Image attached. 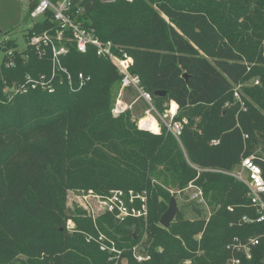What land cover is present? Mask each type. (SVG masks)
<instances>
[{
  "label": "trees",
  "instance_id": "1",
  "mask_svg": "<svg viewBox=\"0 0 264 264\" xmlns=\"http://www.w3.org/2000/svg\"><path fill=\"white\" fill-rule=\"evenodd\" d=\"M80 7L102 40L133 57L130 73L158 112L170 102L179 106L175 120L187 119L181 143L164 126L161 134L138 131L130 111L113 116L111 90L121 75L93 49L84 54L70 45L62 59L73 75L91 77L82 90L65 83L53 93L31 90L8 99L6 85L49 74L51 62L30 46L21 52L15 42L5 43L3 50H15L16 64L0 75V264H114L100 249L101 235L124 250V264H227L228 244L264 232V223L242 222L255 216L243 183L201 172L195 183L210 197L209 222L193 203L194 218L181 209L169 229L160 220L172 198L168 188L198 177L193 165L234 171L243 157L264 152V0H82ZM50 26L37 24L26 38ZM257 77L262 85L244 90L247 112L238 114L235 104L225 108L234 85ZM70 189L147 192L149 217L119 222L102 216L94 224L68 207ZM146 232L151 248L142 253L151 259L139 263L132 249ZM263 259L264 238L242 263Z\"/></svg>",
  "mask_w": 264,
  "mask_h": 264
},
{
  "label": "built area",
  "instance_id": "2",
  "mask_svg": "<svg viewBox=\"0 0 264 264\" xmlns=\"http://www.w3.org/2000/svg\"><path fill=\"white\" fill-rule=\"evenodd\" d=\"M132 2L133 0H125ZM82 0H31L29 6V15L35 20L33 26L49 22L52 24L48 29L37 33L34 32L27 38L28 46H30L39 55L40 58L50 56L51 71L49 74H41L38 77L27 75L24 84H14L12 87L6 85L4 90L8 99L14 98L18 94H27L31 90H42L44 92L53 93L57 84L67 83L71 91L82 90L90 82L91 77L84 73L73 75L66 67L63 66V57L70 50V45L74 46L80 53H87L89 49H93L95 54L100 58L109 60L121 75L122 87H130L134 89L139 97H136L130 104H125L112 110L114 117L121 116L125 109H132L139 100L147 104L148 110L143 117L154 114L165 121L163 125L167 132L171 133L180 143L183 126L175 120L179 106L174 102H170L167 110L163 114L158 112L154 105L153 96L146 92L140 85V78L130 73L134 66V59L130 56L123 46L114 44L112 41H104L98 35L94 28L87 24L84 18L85 10L80 7ZM264 56V50H263ZM15 50H6L3 59L0 62V75L2 69H10L15 67ZM262 80L260 77L251 78L247 81L234 85L232 94L233 101L227 102L225 108H230L232 104L239 106L238 114L247 112L249 97L244 90L250 87H260ZM160 113V114H159ZM163 115V118L161 117ZM142 117V118H143ZM139 119L138 127L141 130L154 134H161V131L154 132L142 126ZM156 119V118H155ZM165 119H169L166 121ZM157 120V119H156ZM239 126V125H238ZM245 140L248 135H243ZM213 145L219 144V141H212ZM258 160L264 162V152L258 149L257 152L250 156L243 157L239 167L234 171H221L217 169H200L193 165L198 171V177L191 181L186 187L175 188L176 190L168 191L172 195L184 196L188 202L195 204L196 207L205 211L206 221L209 222L213 210L210 205V197L205 194L204 189L195 182L199 178L201 172L220 173L231 176L237 181L243 183L247 187V198L251 206L255 208V216H245L242 222L246 224L264 223V169L258 163ZM77 202L81 209L94 224L102 216H111L119 222L127 220H146L149 217V197L147 192L138 193L135 191L110 190L106 193H98L94 190H80L78 192ZM76 203V202H75ZM69 207V206H68ZM231 211L233 209H230ZM67 228L73 232L76 228L74 221L71 219L67 223ZM264 238V232L260 235L240 240L235 238L227 245L230 252V258L227 264H243L242 257L251 260L253 258V250L257 248ZM105 237L101 235L97 242L100 249L104 253L109 254V261L114 264H124V250L117 247L114 242L110 245L104 243ZM139 243L132 249L133 257L139 263L147 262L151 259L149 255H145L140 250ZM264 262V259H263Z\"/></svg>",
  "mask_w": 264,
  "mask_h": 264
},
{
  "label": "rangeland",
  "instance_id": "3",
  "mask_svg": "<svg viewBox=\"0 0 264 264\" xmlns=\"http://www.w3.org/2000/svg\"><path fill=\"white\" fill-rule=\"evenodd\" d=\"M30 2L31 0H0V62L3 59V56L6 51L3 50V48L5 47V43H7L8 41L15 42L17 44L19 51L21 52L25 51L28 48V40L26 38V35L35 23V20H33L29 15ZM111 91H112L111 110L116 109V106L120 107L122 105L125 106V104H130L136 97H139L138 93L134 89L127 86L122 87V81L120 85L113 87ZM147 110H148L147 104L142 100H139L135 105H133L132 109H125L124 112H128V111L131 112L132 117L137 125L138 128L137 130L139 131L141 130L138 127L139 119L143 117V115L147 112ZM154 116L157 119L156 122L158 125V130L161 131V127L165 124V121L160 119L155 114ZM161 117L163 118V115ZM196 118H197L196 122H199L200 117H196ZM165 120L169 121V119H165ZM185 122H187L186 118L183 119L182 123L181 122L180 123L184 124ZM193 128H196V124L194 125ZM153 182L158 183L160 182V179L155 177L153 178ZM170 189L171 191L176 190L174 187H170ZM80 190H84V189H75V190L70 189L67 191L66 204L69 206V208H73V210L77 208L82 209L79 206V203L77 202V197L79 196L78 192ZM170 194L172 197H175L177 199L179 212L182 209V213L186 218L195 217L190 202H188V200H186L184 196H177L176 194L172 195V193ZM138 243L141 244L140 247L141 251L142 250L145 251V249L148 250L149 248H151L150 243H148L147 232L144 233V235L140 238V241Z\"/></svg>",
  "mask_w": 264,
  "mask_h": 264
},
{
  "label": "water",
  "instance_id": "4",
  "mask_svg": "<svg viewBox=\"0 0 264 264\" xmlns=\"http://www.w3.org/2000/svg\"><path fill=\"white\" fill-rule=\"evenodd\" d=\"M187 78V76L185 77ZM158 96H165L166 92H157ZM179 212L178 208V202L175 197H172L170 200L169 208L168 210L163 214L160 220V225L165 228L169 229L176 218L177 214Z\"/></svg>",
  "mask_w": 264,
  "mask_h": 264
},
{
  "label": "bare ground",
  "instance_id": "5",
  "mask_svg": "<svg viewBox=\"0 0 264 264\" xmlns=\"http://www.w3.org/2000/svg\"><path fill=\"white\" fill-rule=\"evenodd\" d=\"M141 124L142 126L146 127L149 130H152L154 132H157V131L159 132L156 119L152 115L143 117L141 120Z\"/></svg>",
  "mask_w": 264,
  "mask_h": 264
}]
</instances>
